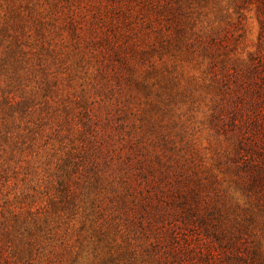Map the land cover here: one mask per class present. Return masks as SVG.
Segmentation results:
<instances>
[{"label":"rangeland","instance_id":"374dc122","mask_svg":"<svg viewBox=\"0 0 264 264\" xmlns=\"http://www.w3.org/2000/svg\"><path fill=\"white\" fill-rule=\"evenodd\" d=\"M264 0H0V264H264Z\"/></svg>","mask_w":264,"mask_h":264},{"label":"trees","instance_id":"16d2710c","mask_svg":"<svg viewBox=\"0 0 264 264\" xmlns=\"http://www.w3.org/2000/svg\"><path fill=\"white\" fill-rule=\"evenodd\" d=\"M261 118L256 121V144L254 156V179L259 188L260 198L264 203V108ZM179 264V263H177Z\"/></svg>","mask_w":264,"mask_h":264}]
</instances>
